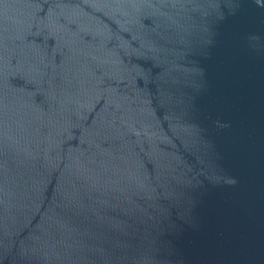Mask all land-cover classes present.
<instances>
[{"label":"water","instance_id":"obj_1","mask_svg":"<svg viewBox=\"0 0 264 264\" xmlns=\"http://www.w3.org/2000/svg\"><path fill=\"white\" fill-rule=\"evenodd\" d=\"M0 264H264V0H0Z\"/></svg>","mask_w":264,"mask_h":264}]
</instances>
